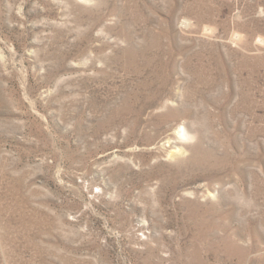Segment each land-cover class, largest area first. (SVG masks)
Instances as JSON below:
<instances>
[{
	"label": "rangeland",
	"instance_id": "1",
	"mask_svg": "<svg viewBox=\"0 0 264 264\" xmlns=\"http://www.w3.org/2000/svg\"><path fill=\"white\" fill-rule=\"evenodd\" d=\"M0 264H264V0H0Z\"/></svg>",
	"mask_w": 264,
	"mask_h": 264
}]
</instances>
